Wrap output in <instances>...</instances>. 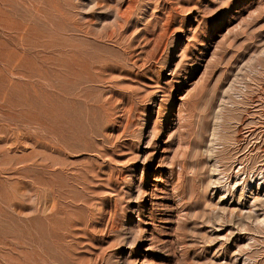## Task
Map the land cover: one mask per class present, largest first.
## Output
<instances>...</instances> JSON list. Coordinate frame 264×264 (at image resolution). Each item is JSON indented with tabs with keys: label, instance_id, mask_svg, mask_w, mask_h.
<instances>
[{
	"label": "rangeland",
	"instance_id": "rangeland-1",
	"mask_svg": "<svg viewBox=\"0 0 264 264\" xmlns=\"http://www.w3.org/2000/svg\"><path fill=\"white\" fill-rule=\"evenodd\" d=\"M263 149L264 0H0V264H264Z\"/></svg>",
	"mask_w": 264,
	"mask_h": 264
},
{
	"label": "bare ground",
	"instance_id": "bare-ground-1",
	"mask_svg": "<svg viewBox=\"0 0 264 264\" xmlns=\"http://www.w3.org/2000/svg\"><path fill=\"white\" fill-rule=\"evenodd\" d=\"M131 5H132V4H131ZM128 10H129V9H128ZM254 106H255V105H254ZM255 117H256V116H255ZM252 119H253V118H252ZM242 127H243V126H242ZM214 130H215V129H214ZM213 133H214V132H213ZM245 133H246V132H245ZM245 133H243V134H245ZM247 133H248V132H247ZM247 133H246V134H247ZM253 133H254V132H253ZM255 134H256V133H255ZM213 135H214V134H213ZM216 136H217V135H216ZM246 136L248 137V135H246ZM249 136H250V134H249ZM252 136H253V135H252ZM238 138H239V137H238ZM240 138H241V137H240ZM242 138H243V137H242ZM244 139H245V137H244ZM252 139H253V138H252ZM238 140H239V139H238ZM243 141H245V140H243ZM240 142H241V140H240ZM241 143H242V142H241ZM245 143H246V142H245ZM258 143H259V142H258ZM249 144H250V143H249ZM253 144H254V143H253ZM240 145H241V144H240ZM245 146H247V145H245ZM249 147L252 148V146H249ZM249 147H248V148H249ZM256 147H257V146H256ZM261 147H262V146H261ZM245 148H246V147H245ZM239 150H240V149H239ZM239 150H238V151H239ZM242 150H243V149H242ZM251 150H252V149H251ZM257 150H258V149H257ZM263 150H264V149H263ZM263 150H260V151H263ZM248 151H249V149L246 150V152H248ZM235 153H236V152H235ZM237 153H238V152H237ZM248 153H249V152H248ZM238 154H239V153H238ZM244 154H245V153H244ZM240 156L242 157V155H240ZM240 156H239V157H240ZM263 156H264V155H263ZM239 157H238V158H239ZM238 158H237V159H238ZM256 158H257V156H256ZM237 161H238V160H237ZM262 166H263V165H262Z\"/></svg>",
	"mask_w": 264,
	"mask_h": 264
}]
</instances>
